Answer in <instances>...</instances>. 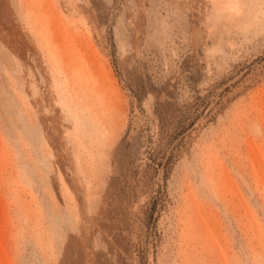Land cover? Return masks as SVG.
<instances>
[{
  "label": "rangeland",
  "instance_id": "374dc122",
  "mask_svg": "<svg viewBox=\"0 0 264 264\" xmlns=\"http://www.w3.org/2000/svg\"><path fill=\"white\" fill-rule=\"evenodd\" d=\"M0 264H264V0H0Z\"/></svg>",
  "mask_w": 264,
  "mask_h": 264
},
{
  "label": "bare ground",
  "instance_id": "6f19581e",
  "mask_svg": "<svg viewBox=\"0 0 264 264\" xmlns=\"http://www.w3.org/2000/svg\"><path fill=\"white\" fill-rule=\"evenodd\" d=\"M78 95H79V94H78ZM67 111H68V114H71V110H70V108H67ZM75 117H76L77 120L80 121V118L78 117L77 114H75Z\"/></svg>",
  "mask_w": 264,
  "mask_h": 264
}]
</instances>
